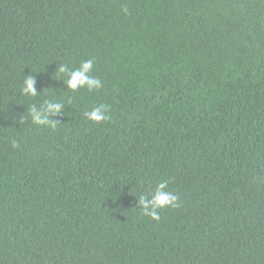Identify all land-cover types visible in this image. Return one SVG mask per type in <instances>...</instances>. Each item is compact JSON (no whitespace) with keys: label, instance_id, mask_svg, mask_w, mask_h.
I'll list each match as a JSON object with an SVG mask.
<instances>
[{"label":"trees","instance_id":"obj_1","mask_svg":"<svg viewBox=\"0 0 264 264\" xmlns=\"http://www.w3.org/2000/svg\"><path fill=\"white\" fill-rule=\"evenodd\" d=\"M0 264H264V0H0Z\"/></svg>","mask_w":264,"mask_h":264},{"label":"clouds","instance_id":"obj_2","mask_svg":"<svg viewBox=\"0 0 264 264\" xmlns=\"http://www.w3.org/2000/svg\"><path fill=\"white\" fill-rule=\"evenodd\" d=\"M126 11V8H125ZM93 68V60L86 59L81 62L78 68L68 69L61 65L57 71L59 73L67 74L66 85L67 88L75 91L78 88L86 87L89 91L93 89H99L102 86V82L99 78L90 75ZM22 92L27 95L36 96L37 90L35 88V80L31 75L25 76L23 81ZM63 107L59 102H45L41 109H37L33 106L30 109V116L33 123L37 125H47L54 127L57 121L50 119L52 116L59 115ZM107 107L105 105H99L92 108L85 113L87 119L94 122H101L108 119ZM12 146L18 147V142L12 140ZM178 196L167 190V181H161L155 188L151 197L140 196L139 205L140 210L146 216L154 220H159V214L157 209L166 207H177Z\"/></svg>","mask_w":264,"mask_h":264}]
</instances>
